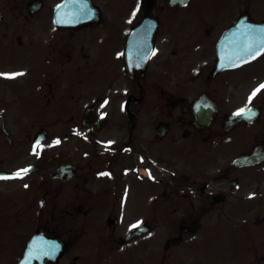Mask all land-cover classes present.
Here are the masks:
<instances>
[{
	"label": "flooded vegetation",
	"instance_id": "flooded-vegetation-1",
	"mask_svg": "<svg viewBox=\"0 0 264 264\" xmlns=\"http://www.w3.org/2000/svg\"><path fill=\"white\" fill-rule=\"evenodd\" d=\"M88 1L100 18L62 26V0H0V218L25 233L8 263L47 232L63 246L39 264H264V0ZM140 24L155 48L131 78ZM259 206L261 226L239 219Z\"/></svg>",
	"mask_w": 264,
	"mask_h": 264
},
{
	"label": "rangeland",
	"instance_id": "rangeland-1",
	"mask_svg": "<svg viewBox=\"0 0 264 264\" xmlns=\"http://www.w3.org/2000/svg\"><path fill=\"white\" fill-rule=\"evenodd\" d=\"M111 44H112V41L109 42L107 39L104 40V42H102L100 44L101 52L103 54H106V55L109 54L113 48L111 46ZM13 64H15V63H13ZM65 112L68 113L69 111L67 110ZM51 135H50V138L48 140L47 145H50V141L52 139ZM70 141H72V140L63 138L61 144H63L64 146H70ZM0 204H2V203L0 202ZM255 212L253 213V215H252V213H247L245 215L239 216V219H240V217L248 216V221L250 222L251 218H253V221L255 218L254 224L261 226L263 223L259 222L260 218L257 216V214L259 216H262V210H261V208L256 209ZM256 219H258L257 222H256ZM160 220L161 219L159 218V221ZM160 224L161 223L159 222L158 225L160 226ZM24 230H25V228H24ZM23 234H25V233L10 231V227H8L6 225V223H4V220L0 218V264H10V263H8L9 262L8 260H11V257L14 254L13 250H15L16 245L19 246L18 243L20 242L19 240L23 236ZM165 237H166V234L162 238L158 239L159 251H161V249H163L162 243H164L163 241H164ZM240 241H241L240 238L237 241L236 238L232 237V236H231V239L229 241H225V242H222L221 240H218V239H212L210 244H209V247L212 250H215V249L219 248V246L221 244H227L228 246H236L238 244L240 245ZM4 260H7V261L3 262Z\"/></svg>",
	"mask_w": 264,
	"mask_h": 264
},
{
	"label": "snow or ice",
	"instance_id": "snow-or-ice-1",
	"mask_svg": "<svg viewBox=\"0 0 264 264\" xmlns=\"http://www.w3.org/2000/svg\"><path fill=\"white\" fill-rule=\"evenodd\" d=\"M7 75H9L10 78H14V77H16V76H21V75H24V74H23V73H15V74H7ZM261 89H264V85H261ZM258 91H260V89L255 90V91L253 92L252 95L255 96L256 93H257ZM250 101H251V97H250ZM245 111H246L245 109H241V110L237 113V115H240V114L244 113ZM247 111H248V112H251V114H252L253 116L255 115V113L252 112L251 109H248ZM57 143H59V141H57ZM21 171L24 172V173H27V172L29 171V169H22ZM15 176H16V178H23V177L20 175V172H17V173L15 174ZM0 178H2V177H0ZM25 187H27V185H25ZM133 227H138V225H133Z\"/></svg>",
	"mask_w": 264,
	"mask_h": 264
}]
</instances>
